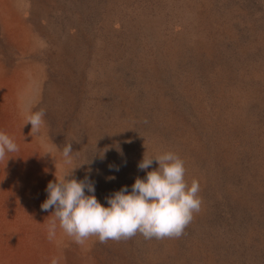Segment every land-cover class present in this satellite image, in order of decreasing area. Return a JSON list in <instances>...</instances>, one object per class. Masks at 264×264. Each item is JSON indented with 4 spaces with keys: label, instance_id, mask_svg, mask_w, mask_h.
Returning a JSON list of instances; mask_svg holds the SVG:
<instances>
[{
    "label": "rangeland",
    "instance_id": "1",
    "mask_svg": "<svg viewBox=\"0 0 264 264\" xmlns=\"http://www.w3.org/2000/svg\"><path fill=\"white\" fill-rule=\"evenodd\" d=\"M0 131L18 145L0 161V264H264V0H0ZM69 142L105 207L171 151L200 211L179 238L50 240L41 205Z\"/></svg>",
    "mask_w": 264,
    "mask_h": 264
},
{
    "label": "clouds",
    "instance_id": "2",
    "mask_svg": "<svg viewBox=\"0 0 264 264\" xmlns=\"http://www.w3.org/2000/svg\"><path fill=\"white\" fill-rule=\"evenodd\" d=\"M45 111L29 110L26 123L31 133L38 134L44 126ZM18 151L14 139L0 131V161L8 153ZM72 143H66L62 158L67 166L65 173L50 181L47 199L42 211H50L53 219L48 223V238L54 239L57 227L75 243L84 245L91 237L100 243L109 240L130 239L137 233L145 239L179 238L201 209L200 183L186 180L184 160L174 152H164L154 157L144 155L138 164L147 170L155 160L159 167L148 171L146 178L137 177L129 192L127 186L106 197L108 206L102 205L94 195L93 183L72 178ZM85 189L90 194L85 193ZM58 221V224H57ZM51 264H59L53 258Z\"/></svg>",
    "mask_w": 264,
    "mask_h": 264
}]
</instances>
